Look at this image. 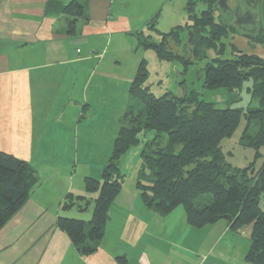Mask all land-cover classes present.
I'll return each mask as SVG.
<instances>
[{
	"label": "crops",
	"instance_id": "crops-1",
	"mask_svg": "<svg viewBox=\"0 0 264 264\" xmlns=\"http://www.w3.org/2000/svg\"><path fill=\"white\" fill-rule=\"evenodd\" d=\"M69 1L0 0V151L29 162L39 183L33 188L34 199L30 194L0 228V264H248L244 255L251 224L232 231L221 219L193 227L183 206L165 215L146 208L135 184L122 185L110 204L94 253L77 252L56 227L59 215L87 220L92 211L87 198L77 200L86 204L85 215H70L73 209L82 210L76 205L62 208L69 193L87 197L70 187L60 190L58 158L69 163L85 145L82 141L79 145V136L71 139L70 126L64 121L66 106L84 115L88 103L103 93L107 78L129 83L132 77L123 76L117 68L129 36L139 30L152 35L144 24L169 3L84 0L86 18L78 19L74 33H69L67 21L72 17L63 13ZM72 89H77L82 101L75 103L68 96ZM152 137V132L142 135L143 141ZM44 164L47 167L41 170ZM52 181L56 192L48 206L43 188H51Z\"/></svg>",
	"mask_w": 264,
	"mask_h": 264
},
{
	"label": "trees",
	"instance_id": "trees-1",
	"mask_svg": "<svg viewBox=\"0 0 264 264\" xmlns=\"http://www.w3.org/2000/svg\"><path fill=\"white\" fill-rule=\"evenodd\" d=\"M200 3L203 7L198 11ZM236 4L246 10L254 4L264 7V0H238ZM184 11L189 24L159 32L160 39L156 40L139 30L135 34L139 46L153 50L161 61L179 63L183 73L192 62L191 57L202 59L209 50L214 51L215 57L203 68L202 87L225 88L235 94L245 81H250V102L255 105L219 108L195 90L180 96L164 91L157 96L146 84L148 63L142 58L129 82V102L107 163L99 178L83 179L85 192L96 196L91 200L69 193L63 199V209L76 205L84 210L86 204L77 200L92 201L91 217L86 221L59 215L56 227L67 235L77 252L94 253L104 234L109 206L123 184L119 160L140 143L135 187L146 208L165 215L183 206L187 222L197 228L221 219L229 223L232 231L251 224L244 259L248 264H264V209L260 206L264 194V57L231 44L232 58H221L225 51L223 39L239 34L252 44L264 43V27L255 23L252 29L240 31L241 27L231 20L221 18L223 11L218 0H185ZM63 13L72 17L67 26L68 32L74 33L77 20L86 18L84 0H70ZM157 16L146 22L147 29L155 30ZM182 30H186L191 56L168 49V42H177ZM241 122L244 125L238 144L252 148L254 153L246 166L236 167L227 161L229 153L222 150L221 142ZM147 132H152L153 137L143 141L142 135ZM37 182L38 175L29 162L0 151V228L26 203ZM117 259L122 261L123 257Z\"/></svg>",
	"mask_w": 264,
	"mask_h": 264
},
{
	"label": "rangeland",
	"instance_id": "rangeland-1",
	"mask_svg": "<svg viewBox=\"0 0 264 264\" xmlns=\"http://www.w3.org/2000/svg\"><path fill=\"white\" fill-rule=\"evenodd\" d=\"M168 4L161 5V9L157 12L158 16L154 22L155 30H147L146 24H144L146 33L149 31L152 33V38L154 40L160 39L159 32H168L171 28L177 25L184 26L186 23H190V19L184 11V0H168ZM238 0H228V4L231 8L236 7ZM164 6V7H163ZM246 6V3H245ZM163 7V8H162ZM203 4L200 3L197 7L199 11L202 9ZM247 7V6H246ZM245 11L250 13L258 14V19L256 22L257 27H264V17L263 11L264 7L260 5H250ZM229 14V15H228ZM221 18L231 20L236 26V16L230 12H223ZM240 25V24H239ZM240 31L245 32L243 29H252L254 24L250 22H245V24L240 25ZM243 28V29H242ZM136 33H132L129 36V43L127 45V51H122L125 54H120V66L119 73L123 76L133 77L136 67L139 61L144 58L147 60L148 68V79L146 84L150 85L151 91L155 95H160L164 91H169L174 95H183L185 92L190 90H195L200 94V97L205 101H210L216 104L219 108L232 107V108H246L248 105H255L250 102V93L248 88L250 87V81H245L242 85L241 90L237 93H231L225 88H217L213 90L204 89L202 87L203 83V68L210 61L211 58L215 57V53L212 50L208 51L207 57L202 59H194L191 57V63L187 66L183 73L182 66L177 62L161 61L157 58L155 52L151 49H144L138 44ZM244 37L235 34L229 36L227 39H223L225 44V51L221 58H232V47L234 44L238 50L244 52H250L258 54L264 57V43L252 44L245 43ZM168 49L176 52L180 55L187 54L190 55L189 45L187 41L186 30H182L179 34V39L177 42L170 40L168 42ZM111 57H107L109 60ZM109 62V61H108ZM137 65V66H136ZM79 83V80H76ZM77 83L73 84L76 88ZM75 85V86H74ZM104 85V91L101 94L96 95V99L92 100L93 104H89L86 107V112L81 115V112L75 114V108L68 104L65 109L66 115L64 121L70 126L71 139L80 137V141L85 142L84 147L78 148V157H74L69 163H63L61 157V163H56L57 172H60V190L70 187L75 191H84L83 178L84 176H92L94 178H99L102 167L107 163L109 158L113 139L116 136L117 130L122 125L121 118L125 114L128 100V85L126 80H111L107 78ZM237 94V95H236ZM90 95V94H89ZM68 96H72V100L75 103L77 101H82L80 99L77 89H72ZM80 106V111L82 106ZM140 104L138 105V108ZM136 107V112L138 111ZM82 116V117H81ZM68 120V122H67ZM244 123L236 128L230 137L222 140L221 147L227 155V161L236 167L246 166L249 162L253 160L254 150L252 148L243 147L238 144V139L241 135ZM75 136V137H74ZM144 140L143 138H141ZM141 144L132 146L129 148L120 158L119 166L120 171L124 176L123 184L125 187H133L135 184V179L137 175V170L139 167ZM68 151L70 148H66ZM73 149V148H72ZM75 149V148H74ZM263 151V149H261ZM260 161L258 160L256 165ZM41 170L46 168L40 166ZM44 171V170H43ZM50 182L51 188H43L46 193V200L48 206L52 202V197L56 191L54 181ZM39 184L38 182L33 186ZM33 188L30 192V197H33ZM86 193V192H85ZM87 194V193H86ZM96 196V193L87 194V198L92 199ZM261 206L264 209V194L261 196ZM76 207V206H75ZM74 206L72 208H75ZM69 210V208L67 209ZM86 211L73 209L70 215H85ZM86 220V218H85ZM88 220V218H87ZM86 220V221H87Z\"/></svg>",
	"mask_w": 264,
	"mask_h": 264
},
{
	"label": "water",
	"instance_id": "water-1",
	"mask_svg": "<svg viewBox=\"0 0 264 264\" xmlns=\"http://www.w3.org/2000/svg\"><path fill=\"white\" fill-rule=\"evenodd\" d=\"M218 5L223 12H230L236 16V24L241 27V24H245V22H250L251 24H255L258 19V14L250 13L248 11L242 10L239 6L231 8L228 4V0H218ZM264 17V11H263ZM240 24V25H239ZM229 220V218H228Z\"/></svg>",
	"mask_w": 264,
	"mask_h": 264
}]
</instances>
